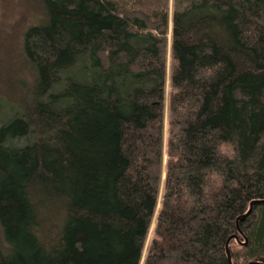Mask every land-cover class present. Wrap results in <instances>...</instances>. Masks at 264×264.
I'll return each instance as SVG.
<instances>
[{
	"label": "trees",
	"instance_id": "obj_1",
	"mask_svg": "<svg viewBox=\"0 0 264 264\" xmlns=\"http://www.w3.org/2000/svg\"><path fill=\"white\" fill-rule=\"evenodd\" d=\"M43 1L34 101L0 127V264H141L160 195L144 264H230L264 199V0H173L166 163L171 0ZM240 227L232 264L264 262V204Z\"/></svg>",
	"mask_w": 264,
	"mask_h": 264
},
{
	"label": "rangeland",
	"instance_id": "obj_2",
	"mask_svg": "<svg viewBox=\"0 0 264 264\" xmlns=\"http://www.w3.org/2000/svg\"><path fill=\"white\" fill-rule=\"evenodd\" d=\"M47 5L43 0H0V127L14 116L12 110L26 106L34 101V90L37 75L28 64L24 55V38L28 30L43 24L47 18ZM173 0L170 5L168 47H167V79L164 116V149L166 163V148L169 139V105L172 91V32H173ZM153 32H149V34ZM21 143H25L23 138ZM221 179H219V182ZM163 188V187H162ZM163 190V189H162ZM162 206V196L159 197L157 210L152 221L144 257L152 239L158 211ZM244 241V239H243ZM234 244H238L234 241ZM2 232L0 229V246L3 247ZM239 245V244H238ZM241 246V245H240Z\"/></svg>",
	"mask_w": 264,
	"mask_h": 264
},
{
	"label": "water",
	"instance_id": "obj_3",
	"mask_svg": "<svg viewBox=\"0 0 264 264\" xmlns=\"http://www.w3.org/2000/svg\"><path fill=\"white\" fill-rule=\"evenodd\" d=\"M257 204H264V199L252 201L250 204L249 210L245 214H243L237 218V231L239 232L240 235H242L245 238L246 241L241 242L239 240L238 234H235L228 239V241H227V254H228V261L230 264H232V256H231V252L229 250V244L232 240H236V241H239L240 244L247 245L248 239L246 238V236L244 235V233L240 227V222L245 221L251 215V213L255 209V205H257ZM248 264H264V262L253 261V262H249Z\"/></svg>",
	"mask_w": 264,
	"mask_h": 264
}]
</instances>
